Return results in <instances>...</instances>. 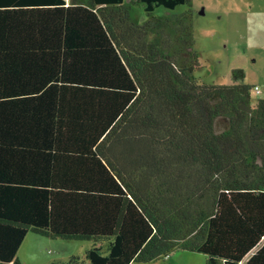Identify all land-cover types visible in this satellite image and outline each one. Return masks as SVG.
<instances>
[{
    "label": "trees",
    "instance_id": "16d2710c",
    "mask_svg": "<svg viewBox=\"0 0 264 264\" xmlns=\"http://www.w3.org/2000/svg\"><path fill=\"white\" fill-rule=\"evenodd\" d=\"M190 4L0 0V264L30 231L93 240L49 264H264V97L196 78Z\"/></svg>",
    "mask_w": 264,
    "mask_h": 264
},
{
    "label": "rangeland",
    "instance_id": "374dc122",
    "mask_svg": "<svg viewBox=\"0 0 264 264\" xmlns=\"http://www.w3.org/2000/svg\"><path fill=\"white\" fill-rule=\"evenodd\" d=\"M203 2L207 5L206 11H203ZM212 4L214 2L211 0H193V4H190V8L193 10L195 48L199 52L201 65L194 71V75L201 82L224 84L229 83L233 70L236 68L243 76L246 75L247 82L251 83L261 78L259 83L264 82L263 43H256L250 38H246L247 35H244L245 23L226 24L225 20H217L211 8ZM188 8V5H178L174 10L157 7L154 14L180 13ZM260 92L253 93V98L264 97V85L262 83H260ZM226 127V118L219 117L216 119L215 131L219 132ZM27 235L21 252L25 250V247L27 249L30 246L28 248L30 257L33 255L32 252L36 254L37 249L39 255L46 259L57 256V254L68 258L72 253L84 258L85 251L93 243V240L49 238L31 231ZM55 241L56 243H54ZM188 255L195 261V264H197V259L203 258L202 254L199 253H189ZM194 261L190 264H194ZM56 262L54 261V263Z\"/></svg>",
    "mask_w": 264,
    "mask_h": 264
},
{
    "label": "crops",
    "instance_id": "0c3cea01",
    "mask_svg": "<svg viewBox=\"0 0 264 264\" xmlns=\"http://www.w3.org/2000/svg\"><path fill=\"white\" fill-rule=\"evenodd\" d=\"M211 1L214 2L211 8L213 9L215 18L217 20L219 21L225 20L226 24L234 23L237 25L238 23L240 24V22L245 23L244 35H247L246 38H250L252 41L256 43H263L262 47L264 48V0H211ZM191 4H193V0H191ZM202 5H203V11H206L205 9L207 8V5L205 4V2H203ZM243 80L244 82L249 83L253 86H258L259 88H260V83L264 85V82L259 83V81L262 80V78L256 79L250 83L246 81V75H244ZM230 82H233L232 78L229 81V83ZM253 93L255 94V92ZM27 236L28 235L25 236L16 254L17 259L23 264H49L51 262L58 260H66L69 257L75 255L72 253L68 258H65V256L57 254V256H54L50 259H46L45 257L39 255L38 250L36 249V254L32 252L33 255L35 254V257L33 255L30 257L29 255L30 250L28 249L30 246L27 247L28 250L25 247L24 250L25 252L24 251L21 252L22 246H24ZM54 243H56V241ZM189 253H194V252L178 251L171 254L169 257L163 260H157L147 264H190L194 260H192L191 257H189L188 255ZM202 256H203L202 259H197L198 260L196 261L197 264H205V256L204 255ZM159 262H163V263H159Z\"/></svg>",
    "mask_w": 264,
    "mask_h": 264
},
{
    "label": "built area",
    "instance_id": "2783aa9c",
    "mask_svg": "<svg viewBox=\"0 0 264 264\" xmlns=\"http://www.w3.org/2000/svg\"><path fill=\"white\" fill-rule=\"evenodd\" d=\"M253 91L255 93H260V88L258 86H254Z\"/></svg>",
    "mask_w": 264,
    "mask_h": 264
}]
</instances>
